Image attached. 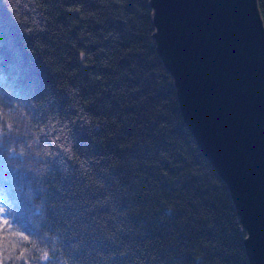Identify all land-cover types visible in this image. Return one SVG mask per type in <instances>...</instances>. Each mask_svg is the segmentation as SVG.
<instances>
[{
    "label": "trees",
    "instance_id": "trees-1",
    "mask_svg": "<svg viewBox=\"0 0 264 264\" xmlns=\"http://www.w3.org/2000/svg\"><path fill=\"white\" fill-rule=\"evenodd\" d=\"M149 1L0 0V264H250Z\"/></svg>",
    "mask_w": 264,
    "mask_h": 264
},
{
    "label": "water",
    "instance_id": "water-1",
    "mask_svg": "<svg viewBox=\"0 0 264 264\" xmlns=\"http://www.w3.org/2000/svg\"><path fill=\"white\" fill-rule=\"evenodd\" d=\"M183 120L264 264V20L258 0H150Z\"/></svg>",
    "mask_w": 264,
    "mask_h": 264
}]
</instances>
